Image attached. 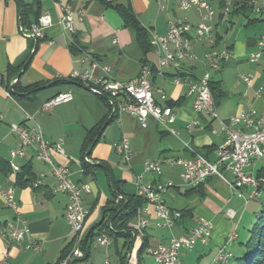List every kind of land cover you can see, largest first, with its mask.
I'll list each match as a JSON object with an SVG mask.
<instances>
[{"label": "crops", "instance_id": "crops-1", "mask_svg": "<svg viewBox=\"0 0 264 264\" xmlns=\"http://www.w3.org/2000/svg\"><path fill=\"white\" fill-rule=\"evenodd\" d=\"M33 1L21 0L26 6ZM103 1L110 6H104L99 0H38L40 15L49 14L53 24L44 30L41 39L34 40L20 24L18 0H0V191L11 189L16 204V211H12L4 206L0 198V230L6 231L8 227L24 230L26 237L40 247L38 252L27 250L8 236L0 235V264H55L71 240V232L64 219L67 196L53 191L54 181L48 175V167L34 159V148H26L23 158L12 161L19 172L23 167L28 168L29 176L24 179L28 181L26 184L17 183L19 172L14 173L9 166V151L18 145V138L11 132L10 126H30L31 121L27 117L40 127L46 141L60 145L63 153L60 155L51 151L52 162L66 167L74 184L88 187V193L82 194V205L87 211L84 222L86 234L101 221L102 210L113 201L110 171L124 196H138L139 187L142 186L170 185L161 198L169 209L180 213V218L170 227H157L158 220L152 207L143 203L137 211L147 209L144 216L146 228L141 235L135 228L137 235L141 236L140 243L133 242L138 251L143 236L148 240L143 264H156L148 255L149 248L186 235L200 221L211 225L210 236L203 243H196L191 251H179L180 264H190L191 260L195 264H217L215 257L218 250L232 236L234 239L226 249L233 257L241 256V245L248 240V231L264 205L263 193L257 200H248V188L231 189L216 177H209L197 188L188 187L181 181L182 166L169 161H186L198 154L213 163L216 151L225 139L219 121L228 123L230 117L241 111H252L254 116L264 113V54L254 63L249 61L250 55L256 51V39L264 35V0L255 2L257 6L262 5L260 13L249 9L235 12L241 9L238 7L232 10L226 22L213 21V45L193 44L191 58L181 64L188 73L186 77L193 79L208 70L204 56L209 49L226 52L227 57L219 69L208 70L211 84L218 85L224 93L213 100L219 121L193 113L192 99L186 96L184 86L173 82L172 72L164 75L155 73V51L150 47L147 53L142 52L134 31L124 26L115 8L121 6L129 10L145 31L149 43L150 33L164 35L169 21L186 19L195 25L197 14L194 11H180L175 0H169L163 11L159 10L156 0ZM206 1L215 13L219 10L218 0ZM63 8L73 13L72 35L56 24ZM240 17L245 20L244 24ZM234 20L238 21L235 23ZM242 27L246 28L243 34ZM71 47H75L74 51H71ZM89 54L101 68L108 69L107 74L98 71V77L108 75L120 83L136 78L142 66L150 68L153 99L161 107L172 103L174 121L159 123L149 117L145 127H142L133 116L116 113L96 145L84 149L87 134L110 118L108 109L100 96L88 91L84 85L59 81L67 80L74 72L86 70ZM19 66L24 69L21 67L18 74H7L8 67L15 70ZM242 76L252 77V84L246 86L241 80ZM14 78L22 87L41 84L42 89L32 99L27 95L13 98L6 87L8 83L12 85ZM259 89L263 91L258 97ZM157 91L163 92L164 100L160 99ZM63 93H70L71 101L59 104L48 112L41 110L46 101ZM194 121L197 124L192 126ZM122 139L128 141L131 151L128 161L113 150V145ZM86 154L90 156L85 157ZM260 161L264 160L255 162L247 168V172L264 177V165L259 164ZM83 162L89 166L86 172L82 169ZM152 162L158 163V171L146 169L145 164ZM103 164L109 171L94 168ZM39 175H44L41 185L32 188V181ZM223 176L228 180L232 178L227 172ZM228 211L233 213V217L228 216ZM134 221L135 218L129 226ZM118 241L122 243L120 252L117 249ZM109 243H114L115 257L121 264L120 258L126 254L124 240L109 238ZM99 248L104 247L92 244L88 259L75 264H98ZM105 256L110 257V254L106 252Z\"/></svg>", "mask_w": 264, "mask_h": 264}, {"label": "built area", "instance_id": "built-area-1", "mask_svg": "<svg viewBox=\"0 0 264 264\" xmlns=\"http://www.w3.org/2000/svg\"><path fill=\"white\" fill-rule=\"evenodd\" d=\"M169 0H156L160 11L165 9V4ZM220 3L219 10L215 13L206 0H175L177 8L183 12L194 11L197 14V23L192 25L186 19H175L168 22V29L164 35L150 33V46L157 55V64L155 73L164 75V73L172 72L174 74L173 82L176 85H182L186 88V96L192 99V111L196 115H207L214 120H218L215 104L210 90V75L208 70L219 69L221 63L227 57L225 51L215 52L209 49L204 56L205 70L200 76L189 79L188 74L181 67L184 60L191 58V50L193 44L208 43L213 45L212 38V22L224 23L230 16L232 10L238 7H245L253 12L260 13L261 6L254 4V0H218ZM53 24V20L49 14L40 15L35 23L30 25L26 31L27 35L34 39H41L45 29ZM61 29L68 33L74 34L73 13L67 8L62 9V15L56 21ZM74 45V43H72ZM256 51L249 57V61L254 63L258 61L264 54V35L259 36L255 43ZM89 66L82 73L74 72L68 78L84 85L88 91L97 95H104L108 98L113 110L116 113H126L133 116L137 122L145 127L146 121L152 117L159 123L174 121V114L171 108L166 106H158L153 99V90L151 88L149 77L152 74L150 68L142 66L139 74L133 80L120 83L110 78L108 75L98 77L97 72L101 71L107 74V68H101L98 62L90 54L87 55ZM242 82L246 86L252 84V77L242 76ZM263 89L258 90V97ZM160 99L164 100L165 95L161 91H157ZM70 93L59 94L46 101L41 110L48 112L53 107L71 101ZM31 121L30 126L11 125L10 130L18 138L16 149L9 151V161L21 159L25 156L26 148H34V159L48 167V175L54 181L53 191L55 193L67 196L68 203L64 212V219L73 232L76 222L85 221L87 211L82 205V194L88 193L89 189L86 185H76L70 178L69 173L64 166L55 165L51 158L50 152L62 154L63 151L59 144H50L42 135L40 127ZM219 121V120H218ZM221 129L225 134L222 145L216 151V159L213 163L204 157L195 154L194 157L186 161H172L169 163H178L182 166L181 181L184 185L197 188L202 185L209 177H216L225 183L231 189L248 188V200H257L261 196V186L264 183V177L254 176L247 172V168L253 166L258 160H264V113L254 116L252 111H241L239 114L230 117L228 123L219 121ZM192 122L191 125H196ZM233 127H241L233 129ZM189 129V127H188ZM170 133L173 131L169 130ZM113 150L124 160L128 161L131 157V151L126 139L113 145ZM146 169L156 172L159 169L158 163H146ZM19 168L16 166V173ZM231 174V180L226 179L223 173ZM44 175H39L32 181V188L41 185ZM139 187L138 196L142 198L144 203L152 207L155 211L158 222L157 227H170L180 218V213L169 209L163 202L161 195L167 187ZM0 198L6 208L16 211V204L13 200L11 189L5 192L0 191ZM120 200H116V203ZM147 209H141L135 221L130 228H139L144 231L147 225L145 215ZM228 216L233 217V213L228 211ZM211 225L207 222H198L186 235L177 239H170L166 244L149 248L148 255L152 257L156 264H180L178 253L181 250L191 251L196 243L204 242L211 232ZM0 235H6L11 241L18 245H24L27 250L38 252L39 244L26 237L24 230H15L10 227L0 230ZM86 232H82V242L78 257L74 262L81 261L85 257L83 251V243ZM234 239L232 236L227 244L218 250L215 263L225 264L232 258V254L226 249L230 242ZM93 244L105 247L109 244V238L101 235L96 237ZM135 246V245H134ZM60 262V264H73Z\"/></svg>", "mask_w": 264, "mask_h": 264}, {"label": "trees", "instance_id": "trees-1", "mask_svg": "<svg viewBox=\"0 0 264 264\" xmlns=\"http://www.w3.org/2000/svg\"><path fill=\"white\" fill-rule=\"evenodd\" d=\"M104 6H110L109 3L99 0ZM19 5L21 6V10L19 12L20 24L26 30L29 29L30 25L35 23L40 16V4L38 0H34L31 5L26 6L23 5L21 0H18ZM248 8L241 7L235 12L240 10H245ZM117 14L121 18L125 27L131 28L136 36V41L140 49L143 53H147L150 50V43L147 40V36L143 28L140 26L137 19L129 12V10L118 6L115 8ZM250 10V9H249ZM75 47H71V51H74ZM23 66V65H22ZM22 66L17 67L15 70L8 67L7 74L9 72H13V75L18 74L19 70ZM12 78V77H10ZM16 78H14L15 80ZM65 81L70 80H61L59 83H65ZM42 89L41 84H33L27 87H22L18 81L14 84H7L6 90L10 93L13 98H17L21 95H27V98L32 99L35 94ZM210 90L212 93V98L215 101L216 99L222 97L224 93L218 87V85H212L210 83ZM100 99L104 102L108 109L109 119L104 120L100 124H98L94 129H92L86 137L84 143V149H88L98 142L105 128L111 123L116 115V111L113 110V106L111 105L108 98L104 95L100 96ZM166 106L171 108L172 103H166ZM90 154L85 155V157H89ZM89 168L88 164L83 162L82 169L84 172ZM94 168H102L105 171H109L108 167L105 164L101 165V167ZM110 175V186L112 190V198L113 201L107 204V206L102 210L101 221L94 225L92 229L86 234L84 243H83V251L85 253V257L81 261L74 262H85L89 257V250L93 241L96 237L101 235L107 236L110 239L122 238L124 240V250L125 253L128 252L133 245L134 240L140 241L141 236H138L135 228H129V223L137 216V211L142 207L144 201L139 196L132 195H123L119 184L112 179V175L109 171ZM29 176V170L27 167H23L20 172L17 174V183L26 184L28 181H24L25 177ZM263 177V176H262ZM29 180V179H28ZM118 196H124L122 199H118ZM124 205L123 209L121 207ZM139 213V212H138ZM1 226V224H0ZM85 231V230H84ZM140 243V242H139ZM70 246V245H69ZM66 247L59 258L58 262L68 253L70 247ZM243 249V253L239 257H233L227 261L226 264H264V205H262L259 214L255 220V223L248 231V240L241 245ZM148 248V240L143 236L142 243L139 250L136 253V264H143L142 258ZM121 264H126V254L120 258Z\"/></svg>", "mask_w": 264, "mask_h": 264}, {"label": "rangeland", "instance_id": "rangeland-1", "mask_svg": "<svg viewBox=\"0 0 264 264\" xmlns=\"http://www.w3.org/2000/svg\"><path fill=\"white\" fill-rule=\"evenodd\" d=\"M248 13H250V12L248 11ZM239 19H241V21L244 24L245 20L242 17H240ZM236 21H238V20H236ZM236 21L234 20L235 23H236ZM243 24H241V25H243ZM239 29H240V27H239ZM245 29H246L245 27H242V29H241L242 33L241 34L244 33ZM250 32H252V30ZM259 164L264 165V161H260ZM260 192H261V195L263 193L262 200L264 201V183L261 186ZM121 246H122V243L120 241H118L117 249L119 250V252L121 251ZM97 251H98L97 254L99 253L98 264H106V263H108V264H120L119 259L115 257L114 243H112V244L109 243V246L104 247V248H99ZM106 252H108L110 254V257L105 256ZM136 253H137V250H136L135 246L132 245L130 250L128 252H126V264H136ZM190 264H195V261L191 260Z\"/></svg>", "mask_w": 264, "mask_h": 264}, {"label": "bare ground", "instance_id": "bare-ground-1", "mask_svg": "<svg viewBox=\"0 0 264 264\" xmlns=\"http://www.w3.org/2000/svg\"><path fill=\"white\" fill-rule=\"evenodd\" d=\"M256 0H254L255 4ZM216 52V51H215ZM7 96H9V93H7ZM9 166L11 170L15 173L16 172V165L12 163V161H9ZM85 221H78L76 222L75 227H73V232H71V240H70V248L68 253L58 262H66V263H73L75 261L76 257H78V254L80 252L81 248V242H82V232H84V223ZM136 231L138 234H142V230H139V228H136ZM149 251V249H148ZM227 262H225L226 264Z\"/></svg>", "mask_w": 264, "mask_h": 264}, {"label": "water", "instance_id": "water-1", "mask_svg": "<svg viewBox=\"0 0 264 264\" xmlns=\"http://www.w3.org/2000/svg\"><path fill=\"white\" fill-rule=\"evenodd\" d=\"M20 10H21V6H20ZM20 10H19V12H20ZM32 39H34V38L32 37ZM34 40H35V39H34ZM23 69H24V67H22V70H23ZM17 79H18V77H17ZM17 79H15L14 82H13L12 84H14V83L17 81ZM99 96H102V95H99ZM86 155H87V154H86ZM123 207H124V205L121 207L120 210H122Z\"/></svg>", "mask_w": 264, "mask_h": 264}]
</instances>
